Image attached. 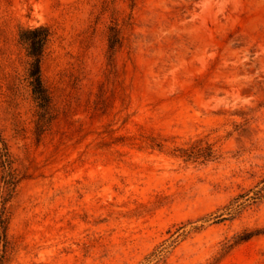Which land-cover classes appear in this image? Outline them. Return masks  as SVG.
Masks as SVG:
<instances>
[{"label":"rangeland","instance_id":"obj_1","mask_svg":"<svg viewBox=\"0 0 264 264\" xmlns=\"http://www.w3.org/2000/svg\"><path fill=\"white\" fill-rule=\"evenodd\" d=\"M0 136V264H264V0H0Z\"/></svg>","mask_w":264,"mask_h":264},{"label":"trees","instance_id":"obj_2","mask_svg":"<svg viewBox=\"0 0 264 264\" xmlns=\"http://www.w3.org/2000/svg\"><path fill=\"white\" fill-rule=\"evenodd\" d=\"M50 31L46 25H38L34 27L22 28L19 33V39L24 44L26 48V54L29 57L27 77L29 85L31 88L32 96L36 102L38 108L37 125H42L43 114L47 112L49 104V95L43 85L41 79V56L43 54L44 48L49 40ZM0 162L5 172H10L12 169V160L7 153L6 144L0 136ZM178 156L182 157L185 161L189 160H209L215 158V153L209 144L202 145L201 140H197L188 147H177ZM12 182L10 177L4 176V183L8 187L9 183ZM257 186V185H256ZM248 192H252L251 195L247 197L249 199H259L264 196V183L262 187L258 189H249ZM247 193L239 194L238 197H243ZM4 216V215H3ZM0 217V234L5 235L6 231V220L4 217Z\"/></svg>","mask_w":264,"mask_h":264}]
</instances>
